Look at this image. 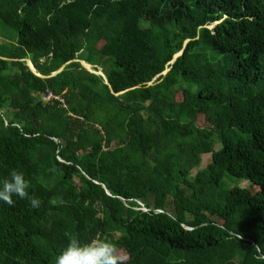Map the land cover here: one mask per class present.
<instances>
[{
  "label": "trees",
  "instance_id": "trees-1",
  "mask_svg": "<svg viewBox=\"0 0 264 264\" xmlns=\"http://www.w3.org/2000/svg\"><path fill=\"white\" fill-rule=\"evenodd\" d=\"M0 40V180L41 200L0 201V264H264V0H0Z\"/></svg>",
  "mask_w": 264,
  "mask_h": 264
},
{
  "label": "clouds",
  "instance_id": "clouds-1",
  "mask_svg": "<svg viewBox=\"0 0 264 264\" xmlns=\"http://www.w3.org/2000/svg\"><path fill=\"white\" fill-rule=\"evenodd\" d=\"M30 181L23 171L12 169L8 177L0 180V201L8 205L15 198L30 199L33 208H39L41 200L29 196ZM256 251L264 254V249L256 245ZM55 264H124L117 245L109 238L91 239L82 243L79 238H70L66 247L58 254Z\"/></svg>",
  "mask_w": 264,
  "mask_h": 264
},
{
  "label": "rangeland",
  "instance_id": "rangeland-1",
  "mask_svg": "<svg viewBox=\"0 0 264 264\" xmlns=\"http://www.w3.org/2000/svg\"><path fill=\"white\" fill-rule=\"evenodd\" d=\"M2 28H3L4 32H5V35L10 37L11 39H16V36H17L16 32H14L12 30H9L8 28H6L4 26ZM0 42H1V40H0ZM100 74L101 73L99 72V75ZM218 148H219V145H215V150H218ZM210 158H211L210 155L203 156L201 166L198 169H195L192 172L191 176L194 177L197 174L199 169H203L208 164V162H210ZM240 185L243 186V187H250V183H248V182H243ZM142 208H143V210L147 211V209L144 206Z\"/></svg>",
  "mask_w": 264,
  "mask_h": 264
},
{
  "label": "water",
  "instance_id": "water-1",
  "mask_svg": "<svg viewBox=\"0 0 264 264\" xmlns=\"http://www.w3.org/2000/svg\"><path fill=\"white\" fill-rule=\"evenodd\" d=\"M182 53H183V52H181L180 54H178V55L175 57L174 62L178 59V57H180V56L182 55ZM0 59H1V57H0ZM76 62H78V61H76ZM26 63H27V67L29 68V70H30L33 74L39 76V75L36 73V70L33 69L31 63H30L29 61H27ZM81 64H82L83 67H84L85 69H87L89 72L94 73V74H97V75L100 76V77H103L104 80H105V82H106V85H109L107 78L105 77V75H104L102 72H100L101 74L99 75V73H95V72H93L94 67L89 66V65H87V64H85V63H83V62H81ZM65 68H66V67H65ZM65 68L62 69L59 73L53 75V77H56V76H58L59 74H61V73L65 70ZM168 73H169V71H166V72L163 74V76H166ZM39 77L42 78L41 76H39ZM155 81H156V80H155Z\"/></svg>",
  "mask_w": 264,
  "mask_h": 264
},
{
  "label": "built area",
  "instance_id": "built-area-1",
  "mask_svg": "<svg viewBox=\"0 0 264 264\" xmlns=\"http://www.w3.org/2000/svg\"><path fill=\"white\" fill-rule=\"evenodd\" d=\"M46 102L48 103H55L58 102L63 105L64 109H69V106L67 105L66 100H64L62 97H56L55 95L51 94L48 97L45 98ZM146 211V210H145Z\"/></svg>",
  "mask_w": 264,
  "mask_h": 264
},
{
  "label": "crops",
  "instance_id": "crops-1",
  "mask_svg": "<svg viewBox=\"0 0 264 264\" xmlns=\"http://www.w3.org/2000/svg\"><path fill=\"white\" fill-rule=\"evenodd\" d=\"M86 64V63H85Z\"/></svg>",
  "mask_w": 264,
  "mask_h": 264
}]
</instances>
